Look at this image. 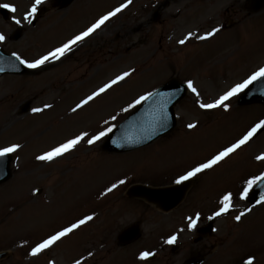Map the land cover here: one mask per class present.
<instances>
[{
	"label": "rangeland",
	"instance_id": "obj_1",
	"mask_svg": "<svg viewBox=\"0 0 264 264\" xmlns=\"http://www.w3.org/2000/svg\"><path fill=\"white\" fill-rule=\"evenodd\" d=\"M125 2L76 0L61 9L56 0H47L35 25L22 21L17 26L13 16L22 19L33 0H0L17 8L7 21L0 15V33L7 37L0 50L36 59ZM248 3L132 0L60 63L46 64L39 72L29 69L25 75L0 77V113L9 115L0 121V146L23 145L21 152L13 154V177L0 185V253H7L0 264H48L49 260L74 264L89 250L95 255L86 264H131L129 255L153 252L174 234L177 242L169 248L163 245L156 261L146 264H183L191 257H203L204 264H241L249 254L255 256V264H264V205L254 207L239 223L234 219L248 207L236 195L245 178L264 172V162L255 159L264 154V133L214 171L201 174L183 204L169 215L144 201L116 200L118 196L113 200L112 194L103 195L112 181L125 173L126 187L171 184L194 161L234 142L264 119L262 105H237L241 93L229 101V112L205 113L189 91L177 106L178 125L173 134L137 152H104L105 137L91 147L82 144L69 157L50 165L35 160L36 155L81 131L95 133L112 116H117L113 123L119 125L135 110L122 112V108L173 78L184 83L192 79L204 102H210L264 67V10L251 13ZM140 24H144L141 29ZM215 27L221 31L210 40L194 39L184 46L178 43L189 31L202 35ZM18 29L21 31L16 34ZM19 35L15 41L14 36ZM132 68L136 71L127 82L79 113L71 112L80 99ZM46 93L51 96L34 102ZM44 104L53 107L32 112ZM188 123H198V128L189 130ZM36 188L41 191L34 196ZM226 191L233 192L234 210L215 219L213 233L199 234L198 228L210 221L207 217L217 210L218 199ZM110 206L115 208L114 214L109 212ZM196 212L201 214L197 229L180 232L181 219ZM85 215L95 219L70 239L39 258L28 255L29 245ZM135 221L145 225L143 238L127 247L116 246L113 242L121 224Z\"/></svg>",
	"mask_w": 264,
	"mask_h": 264
},
{
	"label": "snow or ice",
	"instance_id": "obj_2",
	"mask_svg": "<svg viewBox=\"0 0 264 264\" xmlns=\"http://www.w3.org/2000/svg\"><path fill=\"white\" fill-rule=\"evenodd\" d=\"M47 3V0H33L31 7L23 15L22 19L15 18L13 16V22L17 26L22 25V21L26 22L28 25H33L34 20L37 18L38 14L43 11L42 6ZM132 4V0H126L125 3H122L119 7L114 8L111 11H108L106 14L101 15L93 23L87 26L84 30L80 31L77 34L72 35L67 38L65 41L61 42L59 46H55L40 55L36 59L28 60L22 58L17 53H12V56L15 60L24 67L28 69H40L46 64H51L56 61H62L70 53H73L78 46L83 45V43L98 30H100L108 21L116 17L124 9L128 8ZM0 9H7L10 13H15L17 8L14 5L7 3H0ZM221 31L220 27H215L211 31H208L204 34H197L195 32L189 31L182 39L178 40V43L181 46L187 45L190 41L198 39L200 41L210 40L212 37L216 36L217 33ZM7 37L0 33V43L5 42ZM4 71L0 67V72ZM136 69L132 68L127 71L116 75L114 78L110 79L102 86H99L97 89L91 92V94L86 95L80 99L75 106L71 108L72 113H79L81 110H84L86 107L91 106L92 103L97 101L98 98H101L107 94L110 90L114 89L116 86L121 85L123 82L132 77ZM256 81H264V67L259 68L257 71L253 72L246 80L242 83H237L234 87H231L229 90L225 91L222 95H219L217 98L211 100L210 102H204L201 97L200 91L197 89L195 82L192 79L186 81V90L190 91L196 97V104L199 109L203 110L205 113H210L214 110L222 109L224 112H229L230 104L229 101L236 97L238 94L244 92L249 88L250 85H253ZM184 91V89L177 87L174 92H165L159 89L155 91H148L143 95H140L138 98L134 99L127 107L122 108V112H130L132 109H137L138 106H142L148 103L149 111H153L152 106H156L154 111L156 113L155 120L151 125V128L148 131V136L145 139L159 135L161 132L166 131L169 127L170 115L168 112L169 105L177 99L178 94ZM53 105L44 104L42 107H35L32 109V112L42 113L47 109H51ZM117 119V116H112L111 120H105L103 127L100 130H97L95 133H89L88 131H81L79 134L73 135L71 138H66L63 142H60L52 146L49 150L44 151L42 154L36 155L35 160L43 162L45 164H52L53 162H58L62 158H67L76 151L79 150L82 144H86L91 147L96 145L98 142L104 140L105 137H110V134L116 131L117 126L113 123ZM186 127L189 130L197 129L198 123H188ZM264 130V120L259 121L254 126H252L245 133L241 134L234 142H231L221 149L217 150L210 157L194 161L190 166L185 168L182 172L178 173L173 179L175 185H183L186 182L193 180L194 178H199L201 174H208L210 171H214L218 166H221L226 162L230 157L241 150L244 146L248 145L250 141L253 140L257 134ZM138 143L139 141H133L131 138L122 137L121 139H112V143L116 144L118 147H122L121 143ZM23 145L20 143H12L7 146H0V177L6 174L5 166L9 161V158L12 154L19 153ZM18 159V158H17ZM257 161L264 162V154L257 155L255 157ZM127 181L125 179H119L117 182L112 183L111 186L107 187L103 192V195L112 193L115 189L119 188L121 185H125ZM264 186V172L260 174H253L251 178H245L241 190L236 194L240 200H248L250 194L253 193L255 187ZM40 189L36 188L33 190V195H38ZM233 192L226 191L218 199V208L213 212L212 215L208 216V220H214L217 217L225 216L233 211ZM257 205H264V187H261V194L256 204L248 207L244 210L239 211V214L235 215L234 219L237 223L242 221L248 213H251L253 208ZM201 214L196 212L193 216H188L187 219V229L189 231H195L197 229L198 223L200 221ZM95 217L93 215H85L82 218L77 219L74 222H69L68 224L60 227L54 232L49 233L46 237H42L34 243V245H29L30 251L28 255L33 258H39L44 254H48L55 246L63 243L66 239H70L77 230L81 229L83 226L89 224L93 221ZM180 232L184 231V228L179 229ZM178 236L171 235L164 242L168 245H174L177 242ZM24 245H28V241H24ZM94 253L89 250L83 258H76L74 264H86V262L94 257ZM156 255L152 251H142L139 254L138 259L141 261H149L151 257ZM48 264H55L54 260H49ZM242 264H255V256L249 254L246 259L243 260Z\"/></svg>",
	"mask_w": 264,
	"mask_h": 264
},
{
	"label": "water",
	"instance_id": "obj_3",
	"mask_svg": "<svg viewBox=\"0 0 264 264\" xmlns=\"http://www.w3.org/2000/svg\"><path fill=\"white\" fill-rule=\"evenodd\" d=\"M63 8L70 6L75 0H58ZM251 10L253 12H259L264 8V0H252ZM0 13L4 16L5 19L8 18V14L5 11H0ZM19 36L15 37V40H18ZM0 67L4 69V71L0 72V76L7 73H15V74H25L26 70L15 60L13 56H5L2 52H0ZM182 88L184 91L178 94V97L172 104L169 105L168 112L170 115L169 127L166 131L161 132L159 135H155L154 137L145 139L148 136V131L151 128L152 123L155 120L156 113L154 111L156 106H152L153 111H149V104L146 103L142 106H139L138 109L125 121L123 122L114 133L111 134V138L104 145V149L111 153H124L139 149L141 147L150 145L160 137H163L169 133H171L175 127L177 126L176 117H175V107L185 98L186 96V88L184 85L179 83L177 80H172L166 85H164L159 90L165 92H174L176 88ZM255 103L264 105V81H256L246 92H244L239 100V104L241 106L252 105ZM264 130H261L257 136L263 133ZM256 136V137H257ZM122 137L131 138L133 141H139L138 143H121L122 147H118L116 144L112 143V139H121ZM10 163L11 157L9 158L8 163L5 166L6 174L0 177V184L8 181L11 178L10 171ZM189 184H186L184 187L177 188L178 198L173 202L167 201H159L158 196L162 194V191L153 190V189H145L142 187H135L130 191V195L132 197H143L147 199L148 202L161 206L165 211H169L174 208L183 198L187 189L189 188ZM264 187V186H261ZM261 187H255L253 189L254 194H250L248 202L251 205L256 204L259 196L261 194ZM212 226L210 225L205 231H211ZM137 230H129L124 233L120 238V243L123 245H127L137 239ZM1 258V256H0ZM202 261L199 259L192 260L187 264H201Z\"/></svg>",
	"mask_w": 264,
	"mask_h": 264
},
{
	"label": "bare ground",
	"instance_id": "obj_4",
	"mask_svg": "<svg viewBox=\"0 0 264 264\" xmlns=\"http://www.w3.org/2000/svg\"><path fill=\"white\" fill-rule=\"evenodd\" d=\"M174 1H178V0H174ZM158 8V7H157ZM159 14H160V10H158L157 12H156V15H158L159 16ZM142 27H144V24H140V26L138 27V28H142ZM137 28V29H138ZM137 29H136V31H137ZM139 30V29H138ZM95 34H93V36H94ZM92 38V36L90 37V38H88L87 39V41L89 40V39H91ZM142 51V50H141ZM129 55H132V53H131V51L129 52ZM66 58V57H65ZM64 58V59H65ZM61 61H58V63H60ZM40 71V69H38L36 72H39ZM0 90H1V88H0ZM51 95H50V93H46V94H42V95H40V96H38L35 100H34V102L35 103H37L39 100V102H41L42 100H44V99H47V98H49ZM29 103V105L31 104L30 102H28ZM31 106V105H30ZM36 106V105H35ZM0 117H1V119H0V121L1 120H5V119H9V115L8 114H1L0 113Z\"/></svg>",
	"mask_w": 264,
	"mask_h": 264
}]
</instances>
